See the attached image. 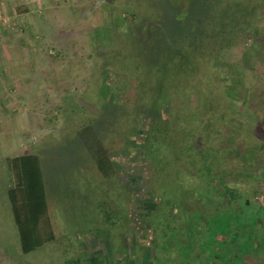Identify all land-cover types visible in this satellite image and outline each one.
<instances>
[{
	"label": "rangeland",
	"instance_id": "1",
	"mask_svg": "<svg viewBox=\"0 0 264 264\" xmlns=\"http://www.w3.org/2000/svg\"><path fill=\"white\" fill-rule=\"evenodd\" d=\"M156 109L168 121L159 153H168L153 173L141 144L147 127L158 132ZM89 125L102 131L127 197L118 182L87 193L78 131ZM203 125L219 158L200 176L181 148ZM27 155L46 199L25 253L9 198L11 160ZM263 168L264 0H0V264H264ZM157 176H172L166 194ZM215 177L219 191L201 208L198 182ZM103 196L112 215L90 204ZM150 199L158 209L149 216ZM241 199L263 205L257 221ZM103 217L111 224L95 229Z\"/></svg>",
	"mask_w": 264,
	"mask_h": 264
},
{
	"label": "trees",
	"instance_id": "2",
	"mask_svg": "<svg viewBox=\"0 0 264 264\" xmlns=\"http://www.w3.org/2000/svg\"><path fill=\"white\" fill-rule=\"evenodd\" d=\"M167 60L173 61L172 59H167ZM165 67H168V66H165ZM160 69H161V67H160ZM161 94H162V92H161ZM159 96H160V93H159L158 97ZM160 97L162 99H164V95H162ZM158 101H160L161 103L165 102L164 100H160V99H158ZM161 103L159 105L156 103V107L157 108H158V106L161 107ZM159 113H160V110L156 109V112L152 113V115H153L152 121L155 120V122L151 121L152 124L153 123L155 124L156 122H158V124H159L158 125L159 128H157L158 132H155L156 134L153 135V132L150 130L149 127H147V129H148L147 134L148 135H147V138L145 139L146 141L144 140V142L141 144L142 145L141 151L143 153V157L145 159H147L150 162V164L152 165V172L153 173L159 172V169H160V168L155 169L153 166V163H155L156 155L159 156V154H160L162 157H165L168 153L167 152L165 156L162 153H159V146L161 145L163 139L166 138L167 137L166 135L168 134V132H167V134L165 133L166 124L168 123V121L162 120L158 115ZM157 117H159V120ZM200 125H201V123H200ZM189 130L192 131L191 129H189ZM204 130H207L206 125L200 126L198 130L197 129L193 130V133L192 134L190 133L189 134L190 136H187L185 140H183V138H185L184 135L181 136V137H183V138H181V146H182V140L186 142V143L184 142L185 145L181 148L182 149L181 157L182 158L184 156L190 157V160L193 162H191V163L185 162V164H188V163L191 165L196 164L197 167L194 169L201 167L203 173L200 176L207 175L208 171L213 170L214 166H216V165H214V163L217 162L218 158H219L218 155L216 156V152H214L213 148L210 149L208 147V142H207L208 138H205V136H207L208 134L205 135L207 133V131L204 132ZM99 132H102V131H98L96 129L94 130L93 126H90V125L84 129L78 131L79 146L82 148L81 151L84 152V155L86 157L85 158L86 162L84 161L83 165L85 164L84 167H86V170H87L86 171L87 177H88L87 181L89 184L88 188L90 189V191H88L87 193L90 194V193L96 192V190H94L96 188L99 192L98 194H100V192L103 191V195H106L109 191H111L112 189H114L116 187L117 182H118V184H119L118 188H120L122 191H120L119 193L118 192H116V193H118V198H120V196L122 197L123 195H126L125 192L128 193L125 185L127 184L126 185L127 187L129 185H128V183L123 184L121 182V180L119 179L120 171L115 168L113 161H112L110 155L108 154V151L105 149V147L103 145L104 144V138H103L104 136H102L101 133H99ZM196 132L199 135H197ZM201 133H203V134L205 133L204 134L205 136L201 135ZM179 136H180V131H179ZM172 145L175 147L177 145V142H174ZM129 146H130V148L133 147L132 144H129ZM193 150H196V151H193ZM169 151H171V150H169ZM193 154H195V155L193 156ZM175 159H176V156L173 154L172 160H169L167 162L168 166L173 165L175 167V164H176ZM163 160H164V158H163ZM11 163H12V168L14 170H16L19 173V175H18L16 186L11 190L12 193H10L9 200L11 203L14 221H15L17 227L19 228V236H20L22 249L25 253H27L32 248V247H30L29 243L31 242V239L34 235V232L32 234L31 226L33 225V223L35 222V220L38 216H43V213L45 210V207H44L45 206L44 186L42 184L43 182H42L39 170H38V167H39L38 161L34 155H32V156L27 155V156H21V157L13 158L11 160ZM204 169H206V171ZM161 171H162V169H161ZM261 172H262L261 175L264 179V168L261 170ZM172 176H170V177L172 178ZM157 177H159V176H157ZM171 178L168 180L164 179L165 181L162 183L161 179L159 177V180H160V181H158L159 185H160V187H162L164 189L165 194H166V188H167V185L165 183L171 182L170 181V180H172ZM186 178L189 179L190 177L186 176ZM217 180H218V178H216V177H215V179H211L210 182H208L207 179H205V182L203 184H201L203 181H201V182L197 181L199 183V192L202 193L201 195H204V194L207 195V198H208V206H206V207L200 206L201 208H208L209 205H212L213 196L216 192L219 191L218 190L219 188L216 184ZM174 183L178 184L177 181H174ZM90 184L94 185V187H95V184L97 186L93 189L90 186ZM213 184H215V185H213ZM102 185H104L103 190L101 189ZM224 187H226V186H224ZM230 188H225L223 191V194L226 195L225 203L227 204V202H228L229 205L231 204L233 206V209H239V206H237V201L240 198H237L235 196L236 194H234L233 189H230ZM209 196H212V198ZM125 197H127V195ZM209 198L211 200H209ZM116 199L117 198L115 197V201H116ZM125 199L123 200L124 201V208L128 207V200H125ZM193 200L197 204L195 199H193ZM217 201L218 200H216V202ZM138 202L140 203V201H138ZM240 202L242 203V205H245L249 209L250 213L253 215L254 221H257V219L260 218V216H258V211L261 210L263 205L256 206L254 203L249 202L247 199H245V200L241 199ZM90 204L95 205L96 209H100V211H99L100 213H101V211H103L104 216L112 215L111 212H115V210H116L115 209V206H116L115 203L111 204L110 199H108L106 196H105V198L103 196L100 198L98 197L97 199L95 197L90 202ZM144 205L147 208L148 213H151V214L155 213L156 212L155 210L158 209L157 204L153 203L152 201H148V202L144 203ZM182 205H187V203H183ZM182 209H183V207H182ZM212 210L216 211V208L212 209ZM212 210H210V211H212ZM144 212H145V210H144ZM151 214H149V216ZM185 214H186V211H185ZM145 220H146V218H145ZM263 220L264 219H261V221H263ZM102 223L106 227V225L111 224V220H109V218H106L104 220V217H103L101 220H99L97 223H95L94 226L93 225L92 226L95 229L97 227L101 228V225H103ZM263 225H264V222H263ZM94 228H92V229L95 230ZM91 233H95V232H91ZM262 251H264V249ZM262 251H259V253Z\"/></svg>",
	"mask_w": 264,
	"mask_h": 264
},
{
	"label": "crops",
	"instance_id": "3",
	"mask_svg": "<svg viewBox=\"0 0 264 264\" xmlns=\"http://www.w3.org/2000/svg\"><path fill=\"white\" fill-rule=\"evenodd\" d=\"M18 175H19V173L17 172L16 173V179H18ZM45 195V194H44ZM45 199H46V197H45ZM90 242V241H89ZM88 241L86 242V244L87 243H89ZM91 243H92V246H94V244H96V240L95 239H93V240H91ZM195 250V249H194ZM225 251H227L226 249H224ZM224 254H226V255H228V252H224ZM193 256H194V258H196V257H198L199 255H198V252L197 251H194V253L192 254ZM199 259L201 260V261H198V262H196V263H193V260H192V258H186L185 260L186 261H184V262H182V264H207V263H205V257L204 256H199ZM202 259H204V260H202ZM136 260V259H135ZM133 261V260H131V261H129V264H135V262L136 261ZM105 264H115V261L114 260H112V259H107L106 261H105Z\"/></svg>",
	"mask_w": 264,
	"mask_h": 264
},
{
	"label": "flooded vegetation",
	"instance_id": "4",
	"mask_svg": "<svg viewBox=\"0 0 264 264\" xmlns=\"http://www.w3.org/2000/svg\"><path fill=\"white\" fill-rule=\"evenodd\" d=\"M119 178H121L120 175H119ZM124 181H125V180H124ZM133 198L135 199V201H137V198H136V196H135V193H133ZM149 201H152V202H153L154 200L150 199ZM151 215H152V214H151ZM135 216H136L137 218L139 217V216H137V215H135ZM136 220H137V219H136ZM136 220L134 219V221H136ZM135 223L137 224V221H136ZM146 231H147V232L149 231V230H148V227H146ZM139 240H140V241H139L140 244H141V243H142V244H143V243L145 244V243L147 242V238H146V237H142V238H140ZM134 260H135V258H134ZM134 260H133V261H134ZM135 261H136V260H135ZM139 262H140V261H139ZM140 264H141V263H140Z\"/></svg>",
	"mask_w": 264,
	"mask_h": 264
}]
</instances>
